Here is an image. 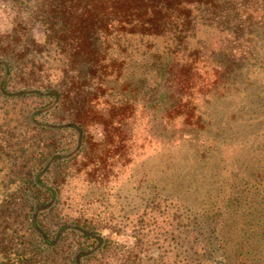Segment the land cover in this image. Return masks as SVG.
<instances>
[{
  "label": "trees",
  "instance_id": "trees-1",
  "mask_svg": "<svg viewBox=\"0 0 264 264\" xmlns=\"http://www.w3.org/2000/svg\"><path fill=\"white\" fill-rule=\"evenodd\" d=\"M4 2L0 99L30 100L32 135L13 154L0 136V264L112 249L80 217L48 225L51 173L83 158L94 175L126 151L164 178L123 212L136 242L120 264H264V0Z\"/></svg>",
  "mask_w": 264,
  "mask_h": 264
},
{
  "label": "rangeland",
  "instance_id": "rangeland-1",
  "mask_svg": "<svg viewBox=\"0 0 264 264\" xmlns=\"http://www.w3.org/2000/svg\"><path fill=\"white\" fill-rule=\"evenodd\" d=\"M12 18L13 11L5 5L4 0H0L1 37L11 33ZM33 30L35 39L40 41L44 34L42 28L35 25ZM50 71L49 73H54ZM30 105V100H26L12 108L11 102L0 99V136L7 140L4 145L10 154L18 149L21 137L32 135L26 130L27 127L18 123H25L28 120L25 115ZM14 123L18 125L16 129L11 130L13 132L11 135L6 130L14 127ZM90 130L95 133L94 138L97 139L98 129ZM63 145L66 152L77 149V144L73 143L69 132L65 134ZM117 157L114 156L110 166L107 164L94 175L87 174L91 167L80 168L83 158L82 160L78 158L76 163L59 164L51 173V179L60 183L62 197L58 211L54 210L48 213V217L46 216L48 225L53 226L56 222L80 217L82 221L90 222L101 236L113 242L112 249L104 254H96L85 261V264H120L123 255L133 249L136 242L132 228L134 229L137 221L130 213L123 212L129 210L131 206L146 202L153 183L158 182L160 186L164 178L162 165L155 169L151 166V161L144 156L133 162L129 151H126V164L123 160H117ZM14 170L18 168L14 167ZM121 206H124L122 210ZM124 214L128 215L127 218ZM124 222L127 223L122 224ZM69 258L70 255L58 264H72Z\"/></svg>",
  "mask_w": 264,
  "mask_h": 264
}]
</instances>
